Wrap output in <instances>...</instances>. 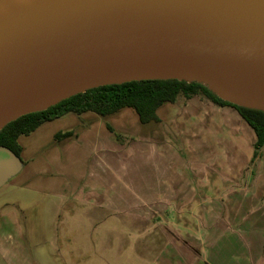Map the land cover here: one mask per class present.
Returning a JSON list of instances; mask_svg holds the SVG:
<instances>
[{"label": "water", "instance_id": "1", "mask_svg": "<svg viewBox=\"0 0 264 264\" xmlns=\"http://www.w3.org/2000/svg\"><path fill=\"white\" fill-rule=\"evenodd\" d=\"M150 80L199 82L264 112V0H0V129ZM20 169L0 148V187Z\"/></svg>", "mask_w": 264, "mask_h": 264}, {"label": "crops", "instance_id": "2", "mask_svg": "<svg viewBox=\"0 0 264 264\" xmlns=\"http://www.w3.org/2000/svg\"><path fill=\"white\" fill-rule=\"evenodd\" d=\"M160 108L157 116L161 122ZM124 110L134 113L131 109ZM168 110L169 121L165 125L169 126V148L172 147L180 169L177 172L169 170V194L173 195L169 200V221L162 222L163 228L151 236V241L159 249L153 258L155 264H237L239 258L245 259L243 264H247L249 258L263 259L264 236L254 244L255 223L248 218L247 212H242L243 209L262 211V219L257 221L263 228L258 237H262L264 148L256 162L250 164L255 141L253 130L234 108L219 107L198 97L169 103ZM87 114L78 116L87 120V126L78 132L77 137L54 142L61 148V153L70 155V163L78 142L95 144L100 138L111 136L101 117ZM66 116L68 114L41 124L31 134L43 130L41 132L47 136L51 134L49 137L53 142L57 132L50 129V124ZM123 132L129 131L124 127ZM172 141L180 143V152L184 157L175 152ZM18 142L22 148L21 169L7 181L9 183L0 187V264H114L124 251L118 250L112 256L116 260H110V241L104 232V221L100 218L90 219L88 224V232L94 243L92 252L87 250L84 254H75L70 249L60 254L59 241L63 239L69 244L70 239L60 235L55 216L64 209L66 200L70 202V210L66 212L69 215L77 211L78 204H93L82 192L72 188V178H76L72 169L68 173L70 190L62 182L53 187L56 199L51 204L48 221L39 214L36 218L27 217L25 212L36 201L30 205L24 204L16 196L22 192L14 190L27 185L40 190L45 189V185L41 182L39 170H36L38 168L35 169L32 164L25 142L22 144L20 137ZM186 158L189 167L183 162ZM211 162L215 163L213 169H204ZM243 188H249L254 197L245 202L231 199L222 206V197H230ZM141 226L140 221L129 222V231L142 230ZM124 236L117 235L118 243H125ZM143 257L140 253L139 259Z\"/></svg>", "mask_w": 264, "mask_h": 264}, {"label": "rangeland", "instance_id": "3", "mask_svg": "<svg viewBox=\"0 0 264 264\" xmlns=\"http://www.w3.org/2000/svg\"><path fill=\"white\" fill-rule=\"evenodd\" d=\"M177 100L184 102L187 99L178 97ZM168 109L169 103L160 108L162 120L159 124L141 125L130 110L102 118L105 124L113 128L119 139H115L109 133L111 136L107 139L98 136L100 140L95 144L78 142L71 154L72 166L69 162L70 155L65 156L61 153V148L54 144L55 141L52 142V137H49L51 134L47 136L41 132L43 130H39L37 133L20 137L22 144L23 142L26 144L34 168L37 167L38 169H35L41 174V182L45 185V189L40 190L29 185L22 188L24 191L18 187V190H14L22 192L16 196L25 202L24 204L30 205L36 201L34 206H29L25 212L27 217L36 218L39 214L48 221L51 204L56 199L53 187L62 182L67 186V190H70L71 181L68 179V173L71 169L73 176L76 177L72 178V188L75 187L76 191L82 192L84 197L94 204H78L77 211L69 215L66 212L70 210V202L66 200L64 209L57 213L55 217L59 233L62 237L70 239L69 244L63 239L59 241L60 254L63 255L70 249L75 254H84L87 250L92 252L94 243L92 244L90 237L92 235L88 232V224L90 219L100 218L104 221V232L110 241V260H116L112 256L118 250L124 251L123 256L114 264H155L153 258L159 249L156 247L157 244L151 241V236L163 228L162 222L169 221V200L173 196L169 194V170L177 172L180 169L172 147L169 148L167 129L169 126L165 125V122L169 121ZM50 125L53 131H74L78 135V132L87 126V120L69 113L62 120ZM124 127L131 134L123 132ZM150 140L152 142H149ZM171 145L180 157L181 155L184 157L180 152L182 150L180 143L172 141ZM56 147L58 149L54 152ZM183 162L186 164L187 158ZM213 164L215 163H208L204 169H213ZM186 166L189 167L188 164ZM8 185L10 187V184ZM238 191L230 197H222V206L227 205L231 199L245 202L254 197L249 188ZM206 207L208 210V201ZM242 212H247L248 218L255 223V244L264 236L263 233L262 237H258L263 228L257 222L262 219L263 213L259 209H243ZM139 221L142 222V230L130 232L129 222ZM120 234H125V243H118L117 235ZM140 253L144 256L142 260L139 259ZM244 261L245 259L239 258L237 264H243ZM247 264H264V258L261 260L249 258Z\"/></svg>", "mask_w": 264, "mask_h": 264}, {"label": "trees", "instance_id": "4", "mask_svg": "<svg viewBox=\"0 0 264 264\" xmlns=\"http://www.w3.org/2000/svg\"><path fill=\"white\" fill-rule=\"evenodd\" d=\"M178 97L184 99L201 97L216 106L234 108L255 134L250 164L260 157L261 150L264 148V112L231 104L218 98L202 83L183 80L133 81L90 89L45 110L21 116L8 123L0 129V148L10 151L21 162L22 148L18 142L19 137L27 136L41 124L69 113L77 116L93 113L101 118H107L121 110L131 109L140 124H158L160 120L157 110L164 104L174 103ZM106 129L115 139H119L109 124H106ZM75 136L77 135L74 131L57 132L53 140L60 142Z\"/></svg>", "mask_w": 264, "mask_h": 264}]
</instances>
